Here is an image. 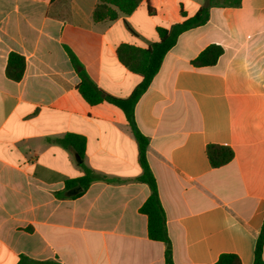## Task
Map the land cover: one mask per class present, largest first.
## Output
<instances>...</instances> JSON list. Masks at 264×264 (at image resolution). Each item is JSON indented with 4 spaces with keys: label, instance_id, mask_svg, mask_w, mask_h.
<instances>
[{
    "label": "crops",
    "instance_id": "crops-1",
    "mask_svg": "<svg viewBox=\"0 0 264 264\" xmlns=\"http://www.w3.org/2000/svg\"><path fill=\"white\" fill-rule=\"evenodd\" d=\"M97 2L0 0V264H166L140 211L150 188L138 179L136 137L117 106L81 96L66 47L101 90L127 98L142 77L118 47L148 48L158 28L206 0H142L109 23L94 22ZM211 44L224 49L218 62L192 65ZM11 52L26 61L20 81L6 73ZM135 119L149 138L174 264H214L225 253L253 264L264 226V0L212 8L205 25L181 34ZM67 133L86 138L84 162L99 176L81 194L65 189L84 174L56 143ZM210 144L232 148L233 160L212 167Z\"/></svg>",
    "mask_w": 264,
    "mask_h": 264
},
{
    "label": "trees",
    "instance_id": "trees-1",
    "mask_svg": "<svg viewBox=\"0 0 264 264\" xmlns=\"http://www.w3.org/2000/svg\"><path fill=\"white\" fill-rule=\"evenodd\" d=\"M242 0H206V4L199 8L197 13L192 17L186 18L181 22L172 24L170 27L158 28L159 40L148 48H140L130 44H122L118 47L117 55L119 61L131 72L142 77L141 82L136 86L133 92L127 98H118L107 94L101 90L92 80L84 65L73 53L66 47L71 63L80 78L78 91L81 96L90 104L97 105L108 102L121 109L126 117L128 125L132 129L139 147V163L142 173L139 180L146 183L150 188V195L143 203L140 211L148 218V235L153 241L163 242L166 246L165 262L174 264L172 243L168 235L166 226V214L160 201L156 178L151 170L147 157L149 138L145 136L136 123L135 107L140 98L148 90L152 80L161 68L166 54L176 45L178 38L184 32L205 25L210 18L212 8L239 7ZM142 0H98L94 7L92 18L96 23L114 22L120 18L130 16L141 4ZM151 13L153 9L149 7ZM224 49L217 44H211L206 47L199 55L192 60V65L196 67H205L215 65L223 55ZM26 66L25 58L15 52H11L6 67L7 76L14 80L20 81L24 75ZM63 148L73 150L81 159L79 166L84 174L80 177L69 179L65 182V189L81 188L78 194L87 190L92 182L99 176L89 168L84 160L86 155V138L75 133H67L61 138L56 139ZM207 154L212 167L219 168L234 158L232 148L223 145L210 144L207 147ZM264 226L257 239L254 263L264 264ZM19 264H57L53 261H24L23 258ZM214 264H242L240 258L235 254L225 253L220 255Z\"/></svg>",
    "mask_w": 264,
    "mask_h": 264
},
{
    "label": "water",
    "instance_id": "water-1",
    "mask_svg": "<svg viewBox=\"0 0 264 264\" xmlns=\"http://www.w3.org/2000/svg\"><path fill=\"white\" fill-rule=\"evenodd\" d=\"M77 159H78L79 162H81V159H80V158H77ZM79 190H81L80 187H78L76 190H72V191H71V194H72V195H73V194H76Z\"/></svg>",
    "mask_w": 264,
    "mask_h": 264
}]
</instances>
